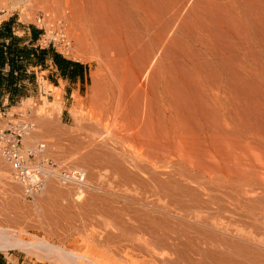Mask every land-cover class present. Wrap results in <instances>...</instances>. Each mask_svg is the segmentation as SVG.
<instances>
[{
	"label": "bare ground",
	"instance_id": "bare-ground-1",
	"mask_svg": "<svg viewBox=\"0 0 264 264\" xmlns=\"http://www.w3.org/2000/svg\"><path fill=\"white\" fill-rule=\"evenodd\" d=\"M27 2L46 6L73 53L98 63L97 138L61 161L40 140L57 120L24 126L19 152L40 174L28 187L2 155L0 252L52 264H264V0ZM72 115L78 132L84 119ZM77 207L97 221L91 232L57 224ZM32 210L64 245L29 232ZM61 229L84 236L66 246Z\"/></svg>",
	"mask_w": 264,
	"mask_h": 264
},
{
	"label": "rangeland",
	"instance_id": "rangeland-1",
	"mask_svg": "<svg viewBox=\"0 0 264 264\" xmlns=\"http://www.w3.org/2000/svg\"><path fill=\"white\" fill-rule=\"evenodd\" d=\"M26 9H28V11ZM11 18H15V20L18 23L17 32L19 35L22 34L24 31L23 28L21 27L25 26L28 28L30 26H35L44 32L40 40V45L42 47L47 48L52 45L63 56L78 62L88 64L91 69L92 77L95 74H97L99 70V65L97 62H85L84 59L75 55L73 53V50L70 49V47L67 48V38H63L66 28L65 23L62 20H59V18H55V20L54 19L52 20L53 17L51 13L48 11V8L43 4L34 3V2H27L26 4H24L23 0H0V25L3 22L9 21ZM52 22H56L55 25L57 26L56 28L54 24H52ZM92 86H93V81L91 79L89 88L85 90L84 96L81 97L76 94L72 98L65 97L63 89H58L62 91L61 92L62 109L56 118V114L51 110V107L57 101V96H56L57 89L48 83L46 77L40 76L38 80V76H36V80L34 81L32 86L30 85V90L28 92L29 98L24 99L21 105L14 107L12 110H9L7 115L0 114V131L9 130L12 128L13 125H18L26 121L34 122L39 127L40 120L43 121H52L53 119L54 121L57 120V122H54V124L50 123L51 124L50 126L55 127L54 129L55 133H53V129H52L53 127L52 128L50 127L51 131L48 132L42 131V137L40 138V140L47 142L49 145L57 147L58 151L61 152L59 153L61 154V159H60L61 161L68 160L70 162L71 160H73L75 155L79 153H83L86 150H88L90 148V145L94 143L93 139L97 138L96 134L91 128L93 124L96 123L95 119L92 118L93 117L92 113L94 111L91 102V96L93 94ZM73 109L79 111V114L84 119V128L80 129V131L78 132L76 130L78 129V126L72 115ZM59 136L61 137L60 139ZM74 136H76V138ZM69 140L71 141L70 142L71 145L69 144ZM74 146L76 147L75 149L73 148ZM70 156L71 158L69 159ZM52 159L55 160L56 158L52 157L50 160ZM5 161L6 159H4L2 157V154L0 153V165H2V163ZM52 164L57 165L55 162H53ZM12 181L14 182L13 179ZM15 185H17V187H19V190L22 192L21 186L16 183ZM6 194L7 191L5 190L4 185L0 183V199L3 198L6 199L7 198ZM21 200H22L21 202L25 206H28L30 208L32 207L34 209L33 206L35 199L21 198ZM70 200H72V198L66 200L64 204L65 207L69 206V204H73V203H69ZM73 209H75L76 212L79 211V207ZM32 214L33 215L29 219V222L31 223V226L34 229L33 228L29 229L30 233L32 234L35 233L40 236L45 235L54 242L56 241L57 244L60 243L64 245L62 242H60L58 237L51 236L50 233H44L43 231L38 229L39 228L38 219H40L41 217L39 218L37 216V211L35 210H32ZM48 223L51 225L53 222L48 221ZM57 224L63 226H68V225L73 226L74 224L76 226H81V227L85 226V228H81L80 230H87L88 232H91V230L95 229L97 221L85 218V216H83L79 211V216L77 218H74L73 220L63 219L58 221ZM60 231L65 235L64 236L62 234L63 235L62 238L65 239V241L68 239L67 242H65L66 246L72 245L73 242H79L80 239L84 236L82 232H78L77 234H71V232H68L67 229L66 232H64L63 229H61ZM25 238L33 239V237L30 236H25ZM0 264H52V263H50L49 261H41L36 256H27L25 253L20 251H12L10 252L9 255H7L4 252H0Z\"/></svg>",
	"mask_w": 264,
	"mask_h": 264
},
{
	"label": "trees",
	"instance_id": "trees-1",
	"mask_svg": "<svg viewBox=\"0 0 264 264\" xmlns=\"http://www.w3.org/2000/svg\"><path fill=\"white\" fill-rule=\"evenodd\" d=\"M17 24L15 18H11L0 25V103L3 104V98H7L6 109L17 107L24 99L29 98L30 85L32 86L37 76L35 68L44 70L47 61L51 60L61 70L62 66L79 65L66 59L52 45L42 47V30L35 26H20L30 33L20 36Z\"/></svg>",
	"mask_w": 264,
	"mask_h": 264
},
{
	"label": "crops",
	"instance_id": "crops-1",
	"mask_svg": "<svg viewBox=\"0 0 264 264\" xmlns=\"http://www.w3.org/2000/svg\"><path fill=\"white\" fill-rule=\"evenodd\" d=\"M26 34L29 35L30 33L24 30L20 36H24ZM65 58L81 66H62L61 70L52 60L47 61L46 69L43 70L40 67L35 68L38 80L40 76L46 77L48 83L51 86L63 89L64 96L67 98H72L76 94L83 97L85 90L89 88V84L92 79L91 69L88 64L78 62L67 57ZM3 101V104L0 103V114L7 115L8 111L12 110L13 108L6 109L5 107L8 104V99L3 98Z\"/></svg>",
	"mask_w": 264,
	"mask_h": 264
},
{
	"label": "built area",
	"instance_id": "built-area-1",
	"mask_svg": "<svg viewBox=\"0 0 264 264\" xmlns=\"http://www.w3.org/2000/svg\"><path fill=\"white\" fill-rule=\"evenodd\" d=\"M69 47L70 45L67 42V48ZM34 124H35L34 122H30V121L22 122L21 124L13 125L11 129L3 130L0 133V153L2 155L8 156L11 165L16 171L15 179L17 181H22V182L23 180H26L28 183V187L32 186L29 182L31 181V179L27 177L28 174L31 175V174L39 173V167H33L27 169L26 167H28V165L23 160L22 155L19 152V149H21L23 145L24 126L33 128L35 127ZM28 158L31 164L39 165V161L35 153L30 152Z\"/></svg>",
	"mask_w": 264,
	"mask_h": 264
}]
</instances>
